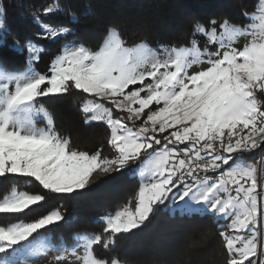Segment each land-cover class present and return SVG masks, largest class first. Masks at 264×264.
<instances>
[{
  "label": "snow or ice",
  "instance_id": "snow-or-ice-1",
  "mask_svg": "<svg viewBox=\"0 0 264 264\" xmlns=\"http://www.w3.org/2000/svg\"><path fill=\"white\" fill-rule=\"evenodd\" d=\"M56 10L58 4L49 5L43 13ZM3 15L0 8V30L6 27ZM256 19L249 29L228 19L210 26L197 22L194 37L206 38L203 50L196 38L191 47L128 46L110 28L96 50L65 47L44 72L33 66L42 49L27 41L24 70L0 69V177L25 178L38 190L12 187L0 199V214H26L101 177L148 164L134 197L99 218L100 232L77 234L71 245L53 244L41 232L65 219L62 204L30 222L0 226V264H29L49 251L58 253L57 264L69 257L77 264H120L98 257L95 249L114 246L117 234L137 229L161 206L182 216L230 221L219 232L227 264H264V155L255 162L243 159L245 153H264V104L257 100V92L264 94V11ZM41 28V40L71 33L66 26ZM243 37L251 39L242 48L231 46ZM15 46L22 48L19 41ZM73 90L91 95L82 108L85 123L102 122L110 130L106 145L92 152L73 147L40 103Z\"/></svg>",
  "mask_w": 264,
  "mask_h": 264
},
{
  "label": "trees",
  "instance_id": "trees-1",
  "mask_svg": "<svg viewBox=\"0 0 264 264\" xmlns=\"http://www.w3.org/2000/svg\"><path fill=\"white\" fill-rule=\"evenodd\" d=\"M259 0H0L4 10L5 29L0 30V69L15 72L27 66V41L42 49L40 60L33 66L47 71L51 60L65 47L83 44L95 50L103 42L108 29L115 28L128 46L145 42L153 49L177 48L191 45L206 46V38L194 37L197 22L210 26L216 20L239 26L245 25L247 15L254 12ZM59 5V10L48 15L43 8ZM66 26L71 33L57 40H41V24ZM19 41L22 48H17ZM90 94L73 90L71 94L51 95L40 103L51 114L57 131L70 138L71 145L92 152L106 145L110 130L102 122L85 123L82 108ZM42 126L46 118L37 117ZM246 155V153L244 154ZM264 155V153H263ZM255 161L259 154L254 155ZM136 165L133 166L135 169ZM140 181L134 171L112 173L74 194H60L42 208L26 214H0V226L9 222H30L44 211L63 205L65 219L48 226L43 235H51L52 243L63 240L73 244L79 234L98 233L104 225L99 218L114 213L138 192ZM12 187L18 191L36 192L38 189L22 177H0V199ZM221 220L193 213L173 214L164 206L157 208L137 229L116 235L114 246L107 250L95 249L104 259L116 258L120 264H227L228 254L219 235ZM35 235V234H33ZM31 239V238H30Z\"/></svg>",
  "mask_w": 264,
  "mask_h": 264
},
{
  "label": "rangeland",
  "instance_id": "rangeland-1",
  "mask_svg": "<svg viewBox=\"0 0 264 264\" xmlns=\"http://www.w3.org/2000/svg\"><path fill=\"white\" fill-rule=\"evenodd\" d=\"M262 11H264V0H259L257 3L256 10L254 12L250 13L249 15H247V21L245 22V25H243L242 27H244L245 29H249L251 27V25L258 23L259 21L256 18L261 15ZM250 39H251L250 37L239 38L238 40L233 41L231 46L236 47V48H242L246 43L249 42ZM138 43H145V42L142 41V42H138ZM138 43H136V44H138ZM181 47H191V45H186V46H181ZM156 50H159V49H156ZM205 67H207L206 63L205 64H195L189 69V72L191 73L194 71L202 70ZM257 100L259 103L264 104V94H260L259 92H257ZM257 153L260 154V151L257 150V151H253L251 153H246V155L243 154V159L247 162H255L254 155H256ZM147 164H148V161L145 160V161L139 163V165H136V167L134 169V174L137 175L140 183L142 182L140 179L141 168L147 166ZM227 222H230V221H226V220L221 219L220 223L222 225V224L227 223ZM80 254H82V249L80 250ZM57 255H58V253H56L55 251H49V252L45 253L44 255H41V256L34 258V259H31L29 261V264H57L56 259H55V257ZM61 264H77V261L75 260L74 257H69L68 260L62 261Z\"/></svg>",
  "mask_w": 264,
  "mask_h": 264
},
{
  "label": "water",
  "instance_id": "water-1",
  "mask_svg": "<svg viewBox=\"0 0 264 264\" xmlns=\"http://www.w3.org/2000/svg\"><path fill=\"white\" fill-rule=\"evenodd\" d=\"M261 155H263V153H262V152H260V154H259V158L261 157Z\"/></svg>",
  "mask_w": 264,
  "mask_h": 264
},
{
  "label": "built area",
  "instance_id": "built-area-1",
  "mask_svg": "<svg viewBox=\"0 0 264 264\" xmlns=\"http://www.w3.org/2000/svg\"><path fill=\"white\" fill-rule=\"evenodd\" d=\"M209 175H212L211 173H209ZM213 178H214V176H213Z\"/></svg>",
  "mask_w": 264,
  "mask_h": 264
}]
</instances>
